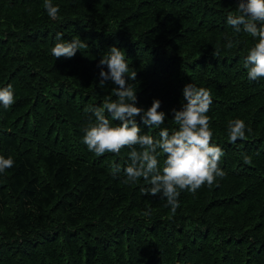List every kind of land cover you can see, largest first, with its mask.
I'll return each mask as SVG.
<instances>
[{"label":"trees","instance_id":"16d2710c","mask_svg":"<svg viewBox=\"0 0 264 264\" xmlns=\"http://www.w3.org/2000/svg\"><path fill=\"white\" fill-rule=\"evenodd\" d=\"M51 2L56 20L44 0H0V87L11 84L15 100L0 106V155L14 160L0 173V264H264V79L249 81L243 67L254 38L227 23L238 0ZM58 32L88 47L56 59ZM112 46L125 51L126 75L136 72L127 83L137 106L161 101L160 128L177 127L171 109L186 103L185 85L211 92L206 115L225 175L181 191L175 213L161 194L141 193L143 178L112 175L130 149L97 157L82 142L85 108L116 98L98 67ZM236 118L251 132L231 143ZM140 127L158 137L160 128Z\"/></svg>","mask_w":264,"mask_h":264},{"label":"clouds","instance_id":"9594fccd","mask_svg":"<svg viewBox=\"0 0 264 264\" xmlns=\"http://www.w3.org/2000/svg\"><path fill=\"white\" fill-rule=\"evenodd\" d=\"M43 7L49 18L58 19L60 9L51 0H44ZM227 23L236 33L243 30L254 38L243 67L247 70L249 81L264 79V0H238L237 11L228 14ZM233 44V40L228 39L225 47L232 49ZM87 47V43L79 37L65 40L63 34L58 32L50 52L56 59H71L77 51ZM214 55L218 56L219 51ZM98 67L101 69V86L110 79L117 86L113 89L116 98L109 96L102 105L85 108V112L92 115L83 128L82 142L97 157L105 153L119 155L122 149H130L126 167L121 169L119 165H113L114 177L123 171L125 184L136 183L143 178L149 186L141 188V193L152 196L161 194L166 199L165 206L173 213L180 207L178 197L181 191L195 194L203 185L211 187L217 177H224L225 172L219 167L224 152L211 142L213 132L210 117L206 115L213 102L208 89L193 83L184 86L186 103L182 101L179 110L171 109L177 127L170 132L168 128H160L167 117L160 110L159 99L154 98L147 109L137 106L136 91L127 83L128 79H136V72L130 77L126 75L129 65L124 50L110 47L99 60ZM14 102L13 86L0 87V106L8 109ZM141 124L146 128H160L158 137L142 133ZM246 131L250 133L251 129L243 120L236 118L228 121L227 132L231 143L245 139ZM161 154L165 157L162 165L159 159ZM249 161L250 158L245 155L244 162ZM13 165L12 157L0 155V173ZM144 215H150V210L145 211Z\"/></svg>","mask_w":264,"mask_h":264}]
</instances>
